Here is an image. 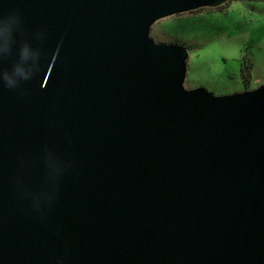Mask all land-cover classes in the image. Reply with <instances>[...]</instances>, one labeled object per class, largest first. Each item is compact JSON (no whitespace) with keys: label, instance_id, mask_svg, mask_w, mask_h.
Returning a JSON list of instances; mask_svg holds the SVG:
<instances>
[{"label":"water","instance_id":"1","mask_svg":"<svg viewBox=\"0 0 264 264\" xmlns=\"http://www.w3.org/2000/svg\"><path fill=\"white\" fill-rule=\"evenodd\" d=\"M229 1L0 0V264H264V84L151 38Z\"/></svg>","mask_w":264,"mask_h":264},{"label":"rangeland","instance_id":"2","mask_svg":"<svg viewBox=\"0 0 264 264\" xmlns=\"http://www.w3.org/2000/svg\"><path fill=\"white\" fill-rule=\"evenodd\" d=\"M151 38L189 49L186 89L225 95L264 84V0H230L217 9L161 20ZM249 59L253 68L246 81L243 65Z\"/></svg>","mask_w":264,"mask_h":264},{"label":"trees","instance_id":"3","mask_svg":"<svg viewBox=\"0 0 264 264\" xmlns=\"http://www.w3.org/2000/svg\"><path fill=\"white\" fill-rule=\"evenodd\" d=\"M244 69L246 70L245 71V77H246V81H249L250 78H251V70L253 68V61L252 60H247V61H244V65H243ZM244 72V71H243Z\"/></svg>","mask_w":264,"mask_h":264}]
</instances>
